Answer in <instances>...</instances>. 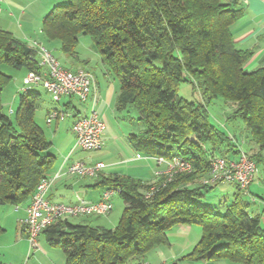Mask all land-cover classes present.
Masks as SVG:
<instances>
[{
    "label": "trees",
    "instance_id": "trees-1",
    "mask_svg": "<svg viewBox=\"0 0 264 264\" xmlns=\"http://www.w3.org/2000/svg\"><path fill=\"white\" fill-rule=\"evenodd\" d=\"M236 1L70 0L44 18L43 32L60 41L68 58L77 57L79 36H90L101 62L120 81L118 109L130 107L138 114L139 131L130 135L136 150L167 159L180 156L193 165L191 172L166 183L165 178L152 184L130 176L104 178L100 185L116 189L125 204L115 228L65 217L43 232L64 251L65 264L141 263L169 242L170 228L182 224L202 227L199 242L182 260L264 264V227L240 187L236 184L239 192L231 202H203L202 191L215 187L203 179L213 157L233 159L230 153L242 149L257 168L264 166V65L246 69L254 50L236 46L232 25L241 15ZM4 66L44 69L32 47L0 29V208L30 202L56 162L52 143L36 121L40 94L22 90L14 115L5 111L3 94L13 77ZM185 82L193 84L199 100L179 95ZM218 98L233 108L228 122L242 121L243 142L213 123L209 108ZM153 185L157 189L147 196Z\"/></svg>",
    "mask_w": 264,
    "mask_h": 264
},
{
    "label": "crops",
    "instance_id": "crops-1",
    "mask_svg": "<svg viewBox=\"0 0 264 264\" xmlns=\"http://www.w3.org/2000/svg\"><path fill=\"white\" fill-rule=\"evenodd\" d=\"M68 2L70 0H0V29L11 32L16 38L32 48L38 46L48 48L61 60L66 56L61 50L60 41L50 40L42 28L43 20L50 11L56 5ZM234 6L241 11V15L232 25V33L238 48L254 50V55L246 63V69L253 70L264 65V0H237ZM68 59L71 66L66 62L62 63L64 66L73 70L86 69L95 75L97 109L106 124L103 133L104 147L99 151L75 148L74 123L88 109L92 97L85 103L74 97H64L59 104L47 108L41 107L38 101L36 121L45 130L47 138L52 143L50 152L56 157L55 166L49 174L51 176L57 172L62 173L52 186L49 199L59 203H78L80 198L88 202H98L106 189L100 183L104 178L116 175L130 176L149 184L161 180L163 175L160 172L165 169V166H159L154 156L139 152L130 142V135L139 131L134 126L138 115L130 107L124 110L118 109L117 101L121 90L118 78L101 62V58L96 71L90 68V60L81 58L78 53L77 57ZM27 74V70L24 74H10L13 77L12 81L16 84L15 101L19 92L24 88L23 80ZM20 77H22V82L19 83ZM30 86H27L28 90L39 91L30 89ZM38 87L39 85H32V88ZM45 92L51 98L46 89ZM38 93L41 97V93ZM56 107L68 110L71 115L65 119L49 122L48 113ZM17 108L10 106V110L7 112L14 115ZM239 126H241L240 123L234 121L226 131L233 133L236 138L244 139L240 135L241 132L237 130ZM242 146L244 147V145ZM240 148L242 147L240 146ZM231 153L230 156H237V154L231 155ZM75 161H82L86 164L100 161L105 166L97 177L80 178L68 172L69 165ZM263 180L264 175L255 177L248 195L250 196L248 201L251 203L250 210L252 214L260 216L261 224L264 220V212H261L264 198L260 194H254L251 188L256 184L262 191ZM231 184L237 188L235 183ZM237 191L239 192L238 188ZM28 204L29 201L20 205L5 204L0 208V225L3 228L0 233V263L24 264L25 262L30 249L27 231L23 224ZM112 204V210L106 215L87 214L70 217V221L115 228L125 207L119 192L113 195ZM201 234L202 227L199 224L174 226L167 231L169 242L155 247L144 260L150 264H235L227 260L196 262L182 260V257L189 254L199 242ZM29 262L30 264H65L66 255L62 249L51 245L47 235L43 233L40 235L39 248L31 251ZM139 263V260H134L131 264Z\"/></svg>",
    "mask_w": 264,
    "mask_h": 264
},
{
    "label": "built area",
    "instance_id": "built-area-1",
    "mask_svg": "<svg viewBox=\"0 0 264 264\" xmlns=\"http://www.w3.org/2000/svg\"><path fill=\"white\" fill-rule=\"evenodd\" d=\"M33 49L37 54L40 66L44 69L41 73L29 71L23 80L24 88L22 90H26L29 85H42L55 103H60L64 97H74L85 103L92 97L88 109L75 120L73 128L76 136L75 148L87 151L103 149V133L106 124L97 109L95 75L86 69L73 70L64 66L61 60L44 46L33 47ZM70 115L68 110L56 107L48 113V121L65 119ZM155 160L159 166H165V169L160 172L165 178L164 183L171 181L178 173L191 172L193 169L192 163L180 156H175L172 159L155 156ZM104 166V163L100 161L94 164L75 161L69 165L68 172L80 178L97 177ZM256 171V162L241 149L233 159L222 156L213 157L209 176L204 179V183H235L246 194H249V187L255 180ZM61 174V172H57L54 175L43 177L26 207L27 215L23 219V224L27 231L30 249L24 264H30L29 256L31 251L39 248L40 235L55 221L65 217H78L87 214L106 215L113 208L112 197L117 192L113 188L106 189L100 201L94 203L83 198H80L78 203L51 201L49 199L50 190ZM156 189V185H153L146 191V195L151 196ZM140 264L150 263L144 260Z\"/></svg>",
    "mask_w": 264,
    "mask_h": 264
},
{
    "label": "rangeland",
    "instance_id": "rangeland-1",
    "mask_svg": "<svg viewBox=\"0 0 264 264\" xmlns=\"http://www.w3.org/2000/svg\"><path fill=\"white\" fill-rule=\"evenodd\" d=\"M65 4H67V3H65ZM77 53L79 54V56L81 58L89 59L90 60L89 63L91 66L90 68L95 70V71L97 70L98 65L100 63V56H99V53H98L97 49L95 48V46L92 42V39L90 38V36L83 35V34L80 35L79 44L77 46ZM67 60H69L67 57L61 58L62 63H65V62L68 63L69 61H67ZM68 65L71 66L69 63H68ZM3 70L5 72L11 74V75L13 73L24 74L26 72L25 69L17 70V69L10 68L8 66H4ZM20 82H22V77H20L19 83ZM15 85H16L15 82L12 81L4 90L3 103H4L5 111L10 110V106H13V108L16 109L20 104L19 96L16 99V101L14 100V98H15L14 94L16 92ZM30 87H31L30 89H36L37 91L39 90L38 92L41 93V97L39 99V105H41V107L47 108V107H50L53 105H57V103H55L47 95V93L45 92V88L43 86L39 85L38 88H32V85H31ZM179 95L182 97H185L187 99H190V100H199L200 99L199 93L194 91L193 84L190 82H185L181 85L180 90H179ZM209 109H210V113H211L213 123L218 125L223 130H228L229 125H231V123L227 121L226 116H228L229 113L233 111L232 106L225 104V102L222 98H218L214 102V104H212L210 106ZM133 112L136 115H138L135 110ZM136 117L138 118V116H136ZM238 123H240V125L241 124L243 125L241 120H238ZM134 126L136 129L139 128L136 124H134ZM237 130L240 131V128L237 127ZM240 135H242V137L244 138V139H242L240 137L241 138L240 141L243 142L246 139L245 138L246 133L243 131V132H241ZM240 141L238 140V142L237 141L236 142L240 144ZM236 147H237V145H236ZM243 148H245V147H243ZM263 175H264V166L259 165L257 168V171H256V177H259V176L262 177ZM207 177H205L203 179H206ZM256 180H257V178H256ZM211 184L212 185L215 184V187L209 189L208 191H206V190L202 191L205 194V197L203 199V202H205V203H210L212 205L220 206V205H223L225 201L231 202L233 200V196L235 195V193L238 192L236 186L234 184H231V183H222V184L221 183H211ZM263 185H264V183H263ZM259 187L260 186H257L256 184L253 185L251 188L252 192L254 194H260L264 198V188L262 191H260L261 188H259ZM240 191H242V195H243L242 197H244L245 200H249L248 199V197H250V196H248L249 194H246L244 192V190H240ZM116 197L118 198L119 196L117 195ZM262 211L264 212V205L263 204L261 207V212ZM76 220H78V219H76ZM262 223H263L262 226H264V220ZM221 244H224V243H221Z\"/></svg>",
    "mask_w": 264,
    "mask_h": 264
}]
</instances>
